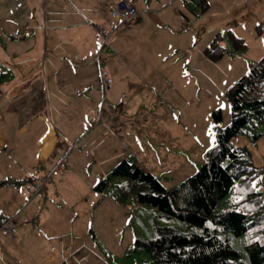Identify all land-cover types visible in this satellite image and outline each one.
Wrapping results in <instances>:
<instances>
[{
    "label": "rangeland",
    "instance_id": "obj_1",
    "mask_svg": "<svg viewBox=\"0 0 264 264\" xmlns=\"http://www.w3.org/2000/svg\"><path fill=\"white\" fill-rule=\"evenodd\" d=\"M131 1L137 8L139 3L147 6L153 3L149 6H158L159 9L170 8L164 13L166 43L154 44L161 45L154 53L155 56L160 53L156 63L135 57L130 68L134 77L129 85L121 80L117 84L111 78V85L104 94L108 103L95 117L99 115L97 121L104 123L105 116H112L117 107L122 108L119 110L122 116L117 125L109 124L111 128L105 131L106 136L98 146L104 152V162L101 164L98 158L99 165H96V161L84 158L83 152L75 150L78 152L71 157L77 162L81 159L82 163L74 170L69 164L71 159L66 158L65 162L70 169L81 173V179L58 184V177H52L50 181V190L67 200L62 208L50 207V215L56 218L53 225L62 226L67 231L58 241L60 253L67 259L64 264H151L150 253L138 247L136 240L156 236L158 227L182 229L185 224L176 217H166L154 206L140 203L136 199V185L123 184L121 177L110 175L111 170L122 159L133 163L140 161L141 168L154 174L166 188L178 185L193 174L203 163L204 152L215 145L213 111L221 110L219 126L224 127L230 122L231 108L226 91L264 55V0H182V7L173 0ZM171 1L172 7H169ZM22 2L28 0H0V56L5 50L6 37L17 44L16 31L5 29L11 27L9 21L12 19L8 20V17L15 15L14 20H21L26 15ZM128 26H120L115 32ZM17 34L18 42L22 37L23 40L30 37L23 29ZM156 38L153 37V43ZM214 41L217 44L211 45ZM240 43H244V47H238ZM218 52L217 58L210 56ZM38 73L42 74L41 70ZM0 74L1 90L2 81L13 76L1 58ZM114 92H122L125 96L121 101H113ZM129 108L132 113L125 116ZM105 124L97 128L101 129ZM12 129H16V125ZM258 131L261 135L251 140L252 134ZM52 135L49 127L47 134L42 136L40 155L47 154ZM231 142L248 152L256 175L246 188L247 192L243 191V186L234 187L219 201L215 211L248 210L254 202L244 200L243 195H249L252 189L258 192L259 199L256 198L255 203L262 201L264 207V198L259 195L264 192V121L260 118L251 120ZM112 146V150L106 152ZM84 160L87 163L83 164ZM5 168L7 165L0 158V169ZM50 171L51 168L44 175ZM101 171H104L102 176L96 177ZM106 176L105 188L93 191L95 184ZM118 192H122L121 195ZM73 194L81 197L84 208L67 198ZM8 217L15 220L16 237V217ZM256 234V230H250L229 237L246 264H249V258L245 245ZM65 245H68L67 249Z\"/></svg>",
    "mask_w": 264,
    "mask_h": 264
},
{
    "label": "crops",
    "instance_id": "obj_2",
    "mask_svg": "<svg viewBox=\"0 0 264 264\" xmlns=\"http://www.w3.org/2000/svg\"><path fill=\"white\" fill-rule=\"evenodd\" d=\"M111 1L28 0L22 2L26 15L21 20H14L15 15L8 17L12 19L11 27L5 31H16L17 44L6 37L5 50L0 56L2 63L13 72L10 79L2 81L0 90V158L7 165L0 169V214L15 216L18 231L12 239L0 236V264H64L67 261L58 246L67 231L53 225L56 218L50 215V207L62 208L67 200L50 190V181L52 177H58V184L81 179V173L74 170L82 161L71 157L78 151L85 154L84 158L96 161V165L100 158L102 164L104 152L98 146L106 136L105 131L110 130V125H117L122 116L119 111L122 108L117 107L114 109L117 115L114 112L112 116L106 115L104 123L95 118L102 97L99 68L108 70L117 84L121 80L129 85L134 77L130 68L135 57H144L152 63L160 58L157 55L160 53L156 56L154 53L161 45L154 44L166 43L164 13L170 8L149 6L153 3L148 6L139 3L137 22L112 33L108 46L98 53L101 38L93 25L109 23L105 8ZM173 1L182 7V0ZM168 5L172 7V1ZM21 29L30 37L28 40L22 37L18 42L17 31ZM155 36L157 41L153 43ZM124 96L122 92H114L112 99L121 101ZM131 110L127 109L125 116ZM100 124L106 126L99 129ZM13 125L16 129H12ZM49 127L53 132L52 143L42 156V136ZM88 152L91 154L87 155ZM66 158L71 159L69 164L74 170L66 163L63 172L52 175L50 171L44 175ZM139 162L135 164L141 168ZM84 176L95 178L89 174ZM35 183H41L37 190L33 188ZM67 198L84 208L81 197L73 194Z\"/></svg>",
    "mask_w": 264,
    "mask_h": 264
},
{
    "label": "trees",
    "instance_id": "obj_3",
    "mask_svg": "<svg viewBox=\"0 0 264 264\" xmlns=\"http://www.w3.org/2000/svg\"><path fill=\"white\" fill-rule=\"evenodd\" d=\"M114 4L115 0H112L111 5ZM105 13L109 23L93 25L101 38L99 54L108 46L109 36L120 26H126L115 27L114 19L107 10ZM96 25H103L106 33L99 34ZM238 47H244V43ZM219 54L210 56L217 58ZM100 69L102 97L96 112H99L101 103L105 101L104 93L109 87H102ZM226 95L231 108L230 122L224 127L219 126L221 110L213 111L215 145L204 152L201 166L178 185L166 188L154 174L127 159L119 161L110 172L114 177H121L123 184L136 185V199L140 203L154 206L166 217H176L185 224L182 229L158 227L156 236L136 240L138 247L150 253L151 264H246L241 258L242 253L232 245L229 237L250 230H256L257 234L245 245L249 264H264V207L262 201L255 203L256 198L259 199L258 192L252 189L249 195H243L244 200L251 199L254 202L248 210L239 208L215 211L219 201L234 187L243 186L245 191L256 175L248 152L242 146L233 145L231 141L251 120L260 118L264 121V55L230 86ZM95 118L98 120L99 116ZM260 135L259 131L252 134L251 140H256ZM107 179V176L101 178L93 189L102 191L107 185ZM118 193L121 195L122 192ZM259 195L264 198V192L261 191Z\"/></svg>",
    "mask_w": 264,
    "mask_h": 264
},
{
    "label": "built area",
    "instance_id": "obj_4",
    "mask_svg": "<svg viewBox=\"0 0 264 264\" xmlns=\"http://www.w3.org/2000/svg\"><path fill=\"white\" fill-rule=\"evenodd\" d=\"M107 12L114 19L113 24L115 27L118 25H131L135 23L139 18V10L130 0H115L114 5H109L107 8ZM97 32L99 34L106 33V29L103 25L95 26ZM100 77L102 87H108L111 85V78L106 69H100ZM106 101L101 103L99 112L104 108ZM66 168V164L64 159L60 160L56 166L52 169L51 174L57 175L60 172H63ZM41 183H35L33 188L35 190L38 189ZM16 234L15 220L12 217H8L6 215L0 214V236H4L7 238H14Z\"/></svg>",
    "mask_w": 264,
    "mask_h": 264
},
{
    "label": "snow or ice",
    "instance_id": "obj_5",
    "mask_svg": "<svg viewBox=\"0 0 264 264\" xmlns=\"http://www.w3.org/2000/svg\"><path fill=\"white\" fill-rule=\"evenodd\" d=\"M222 107H223V105H222Z\"/></svg>",
    "mask_w": 264,
    "mask_h": 264
}]
</instances>
